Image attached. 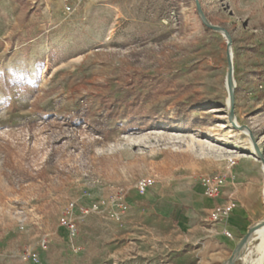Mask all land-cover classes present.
Returning a JSON list of instances; mask_svg holds the SVG:
<instances>
[{"label":"rangeland","instance_id":"374dc122","mask_svg":"<svg viewBox=\"0 0 264 264\" xmlns=\"http://www.w3.org/2000/svg\"><path fill=\"white\" fill-rule=\"evenodd\" d=\"M258 151L264 0H0V264H225L264 219Z\"/></svg>","mask_w":264,"mask_h":264},{"label":"built area","instance_id":"2783aa9c","mask_svg":"<svg viewBox=\"0 0 264 264\" xmlns=\"http://www.w3.org/2000/svg\"><path fill=\"white\" fill-rule=\"evenodd\" d=\"M65 12H72L76 6L84 3L86 0H60ZM221 178L215 175H208L203 177V195L208 199H216L221 192ZM152 184L150 178L144 179L140 183V189L145 188ZM237 203L233 198H228L224 203H218L214 205L207 213L206 222L210 226V229L216 228V225L227 221L231 213L236 209ZM73 225L70 228L73 229ZM224 235H227V231H223ZM23 260L29 263L35 258L32 253H27L22 256Z\"/></svg>","mask_w":264,"mask_h":264},{"label":"bare ground","instance_id":"6f19581e","mask_svg":"<svg viewBox=\"0 0 264 264\" xmlns=\"http://www.w3.org/2000/svg\"><path fill=\"white\" fill-rule=\"evenodd\" d=\"M222 34V33H221ZM223 36V34H222ZM224 37V36H223ZM232 48L230 50V60L233 65V53ZM228 62V60H227ZM233 84L228 80L227 74L225 79V91H226V104L230 109V92L234 90L235 81L232 75ZM235 121V120H234ZM237 125V122L235 121ZM244 133L249 135L247 129H242ZM252 141V140H251ZM254 148L256 146L253 144ZM261 173L264 178V163L261 162ZM234 260L240 264H264V219L255 223L249 229L247 236H245L238 243L236 249L229 257L225 264H233ZM235 263V262H234Z\"/></svg>","mask_w":264,"mask_h":264},{"label":"water","instance_id":"95a60500","mask_svg":"<svg viewBox=\"0 0 264 264\" xmlns=\"http://www.w3.org/2000/svg\"><path fill=\"white\" fill-rule=\"evenodd\" d=\"M200 17H201V20L203 22V24L215 31V32H218V33H222L224 38L226 39V43H227V54H226V57H227V78L228 80H230V82L233 84V81H232V75H233V67H232V63H231V60H230V50H231V44H230V37L229 35L227 34L226 31H224L222 28L218 27V26H214V25H211L209 24L208 22H206V20L201 16L200 14ZM229 105H230V112H229V115H233V91H232V88H231V92H230V101H229ZM248 130V129H247ZM250 134V137H251V140H252V143L255 144L254 142V138L253 136L251 135V133L249 132ZM256 145V144H255ZM264 154V152H263ZM258 158L261 160L262 163H264V155L263 156H259V151H258Z\"/></svg>","mask_w":264,"mask_h":264},{"label":"crops","instance_id":"0c3cea01","mask_svg":"<svg viewBox=\"0 0 264 264\" xmlns=\"http://www.w3.org/2000/svg\"><path fill=\"white\" fill-rule=\"evenodd\" d=\"M264 179V178H263ZM263 192L264 191H262V197H263ZM233 196V194L232 195H230L228 198H231ZM227 200V199H226ZM218 204V203H217ZM214 206V205H213ZM233 213V212H232ZM231 213V217H229V219H227L228 221H225L224 223H221V224H218V225H216V228H213V229H210L209 230V232H211V234H217V233H219V232H223V231H226L227 230V228L230 230V231H232L234 234H237V231L239 230V226H238V224H237V222H236V217H235V215L234 214H232ZM225 228H226V230H225ZM228 231V230H227ZM216 240V242H218V243H221V244H226V246L229 248L230 247V245L231 244H233L234 243V240H233V238H232V240L231 239H227V238H225V239H215ZM46 261V259H45V257H44V254L42 253V259L40 260V263L41 264H43L44 262Z\"/></svg>","mask_w":264,"mask_h":264}]
</instances>
